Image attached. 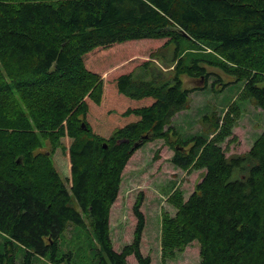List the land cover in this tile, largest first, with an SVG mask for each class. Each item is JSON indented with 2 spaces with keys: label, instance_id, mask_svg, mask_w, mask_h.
Returning <instances> with one entry per match:
<instances>
[{
  "label": "trees",
  "instance_id": "16d2710c",
  "mask_svg": "<svg viewBox=\"0 0 264 264\" xmlns=\"http://www.w3.org/2000/svg\"><path fill=\"white\" fill-rule=\"evenodd\" d=\"M183 39L192 51L182 53ZM171 45L175 76L161 81L155 60ZM207 67L243 86L223 117L205 115L203 134L184 139L171 119L202 88L180 77L206 83ZM238 99L264 111V0H0V264H16L19 249L21 264H60V235L85 218L98 264H150L141 196L119 253L109 219L127 162L154 140L173 150L175 167L201 170L186 201L178 191L169 199L162 261L197 241L198 264H264V132L243 154L220 146Z\"/></svg>",
  "mask_w": 264,
  "mask_h": 264
},
{
  "label": "rangeland",
  "instance_id": "374dc122",
  "mask_svg": "<svg viewBox=\"0 0 264 264\" xmlns=\"http://www.w3.org/2000/svg\"><path fill=\"white\" fill-rule=\"evenodd\" d=\"M146 45L147 40H144ZM182 53L192 51L189 41L183 39ZM209 50L207 49L206 52ZM175 54V46L171 45L165 53L159 55L155 63L162 69L161 81H170L175 73L166 68ZM144 60H149V52L135 61L129 69H133ZM121 64L117 68H124ZM165 67V68H164ZM210 73L206 83L202 79L181 76L183 88L197 89L190 94L188 109L174 115L173 126L182 138L203 134L202 120L205 115L216 112L223 117L233 102L237 101L243 82L224 73L219 68L207 67ZM139 70L136 71V75ZM152 77V76H151ZM150 79V78H148ZM239 115L233 126L231 136L221 144L225 155L243 154L253 145L254 141L264 132V111L255 108L248 101L238 99ZM46 149H49L47 146ZM173 150L163 140L145 143L136 150L127 162L123 172L116 201L110 209V238L115 252H121L124 246L132 241L136 225L133 206L141 196V207L145 219L140 251L149 256L150 264H198L199 244L197 241L188 245L183 252L174 258H161V218L164 214L173 217L175 207L169 202L175 192H180L183 200H187L196 183L201 181V170H181L171 163ZM85 228L68 225L58 240L57 260L60 264H98L99 245L95 241L89 221L85 218ZM3 239L0 237V245ZM25 251L16 252V264H21ZM33 264H55L49 256L32 258ZM127 264H137L134 256L127 257Z\"/></svg>",
  "mask_w": 264,
  "mask_h": 264
},
{
  "label": "water",
  "instance_id": "95a60500",
  "mask_svg": "<svg viewBox=\"0 0 264 264\" xmlns=\"http://www.w3.org/2000/svg\"><path fill=\"white\" fill-rule=\"evenodd\" d=\"M81 126H82V128H83V125H81ZM103 147H104V148H106V146H105V145H104Z\"/></svg>",
  "mask_w": 264,
  "mask_h": 264
}]
</instances>
